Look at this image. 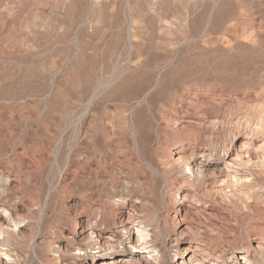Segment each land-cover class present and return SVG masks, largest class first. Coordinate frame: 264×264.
I'll use <instances>...</instances> for the list:
<instances>
[{
    "label": "rangeland",
    "instance_id": "374dc122",
    "mask_svg": "<svg viewBox=\"0 0 264 264\" xmlns=\"http://www.w3.org/2000/svg\"><path fill=\"white\" fill-rule=\"evenodd\" d=\"M0 187L19 264H264V0H0Z\"/></svg>",
    "mask_w": 264,
    "mask_h": 264
},
{
    "label": "bare ground",
    "instance_id": "6f19581e",
    "mask_svg": "<svg viewBox=\"0 0 264 264\" xmlns=\"http://www.w3.org/2000/svg\"><path fill=\"white\" fill-rule=\"evenodd\" d=\"M174 164H176L181 169H190V159L179 157L178 159L174 160ZM3 181V180H2ZM6 182V181H5ZM3 185V184H2ZM7 187V186H6ZM1 188V187H0ZM125 189V188H124ZM7 190V189H6ZM128 190V189H127ZM125 190V194L128 191ZM5 191H2L1 193ZM120 201L126 204V198L124 196L120 197ZM129 203V202H128ZM123 206V205H122ZM130 210L127 212V216H123V219H128L131 217L133 219L132 227H128L127 231L129 233L130 238L132 241L130 242L131 251L141 256L142 251L148 249L149 240H150V233L148 230L143 226L140 219L136 216L138 210L136 206L130 205ZM0 211L5 212V214H0V264H19L18 255L15 253L14 249L11 248L9 245L10 238H14L17 241L20 240L21 237V230H20V221H16L15 215L11 214L10 209L6 208L5 206H0ZM117 216V213L114 214ZM93 234L91 233L89 237L92 238ZM184 250V249H183ZM116 249L114 246L108 247L105 251L94 253L92 257L87 258V264H107V256L115 255L116 256ZM248 253V250L246 251ZM157 254L154 253L153 256ZM182 259L179 264H194L197 262L195 256L186 257L182 255ZM112 257V256H111ZM155 258L148 261H141L140 264H154ZM177 262V261H176ZM125 264V263H123ZM156 264H159L156 262ZM234 264H241L239 260H235Z\"/></svg>",
    "mask_w": 264,
    "mask_h": 264
}]
</instances>
